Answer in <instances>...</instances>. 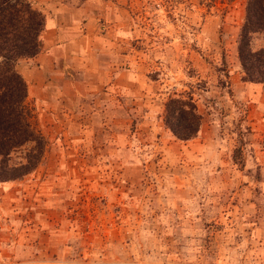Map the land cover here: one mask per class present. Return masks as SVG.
Instances as JSON below:
<instances>
[{
	"label": "rangeland",
	"instance_id": "374dc122",
	"mask_svg": "<svg viewBox=\"0 0 264 264\" xmlns=\"http://www.w3.org/2000/svg\"><path fill=\"white\" fill-rule=\"evenodd\" d=\"M111 1L112 41L18 65L47 148L0 183V264H264V84L238 54L248 0ZM173 97L202 115L189 140L164 122Z\"/></svg>",
	"mask_w": 264,
	"mask_h": 264
},
{
	"label": "trees",
	"instance_id": "16d2710c",
	"mask_svg": "<svg viewBox=\"0 0 264 264\" xmlns=\"http://www.w3.org/2000/svg\"><path fill=\"white\" fill-rule=\"evenodd\" d=\"M45 13L35 0H0V183L20 179L42 161L47 139L28 105V83L18 70L22 59L42 50ZM239 33L238 54L247 80L264 84V47L253 49V37L264 32V0H248ZM180 139L197 135L202 115L191 97H173L163 114Z\"/></svg>",
	"mask_w": 264,
	"mask_h": 264
},
{
	"label": "crops",
	"instance_id": "0c3cea01",
	"mask_svg": "<svg viewBox=\"0 0 264 264\" xmlns=\"http://www.w3.org/2000/svg\"><path fill=\"white\" fill-rule=\"evenodd\" d=\"M117 1L120 2V0ZM39 3H43L38 8L46 15L45 30L42 35V50L36 56L28 58L32 61L45 60L49 63L67 64L70 62L76 43L80 42L79 47L82 53H79V56L84 57L88 53L86 48L89 47L86 42L103 39L112 41V36L115 35L110 33L111 24L106 21L113 17L112 8L116 6L120 8L117 2L111 0H40ZM118 22L120 25L121 16ZM102 26H105L106 30L108 28L106 33L103 32ZM118 34L121 38V28ZM81 43L83 45H80Z\"/></svg>",
	"mask_w": 264,
	"mask_h": 264
}]
</instances>
